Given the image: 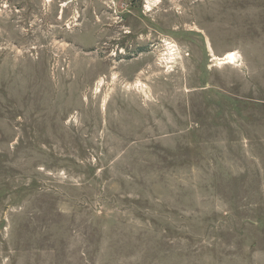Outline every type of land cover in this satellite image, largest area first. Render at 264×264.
Returning <instances> with one entry per match:
<instances>
[{
	"label": "rangeland",
	"instance_id": "obj_1",
	"mask_svg": "<svg viewBox=\"0 0 264 264\" xmlns=\"http://www.w3.org/2000/svg\"><path fill=\"white\" fill-rule=\"evenodd\" d=\"M147 2L0 0V264H264V0Z\"/></svg>",
	"mask_w": 264,
	"mask_h": 264
},
{
	"label": "bare ground",
	"instance_id": "obj_2",
	"mask_svg": "<svg viewBox=\"0 0 264 264\" xmlns=\"http://www.w3.org/2000/svg\"><path fill=\"white\" fill-rule=\"evenodd\" d=\"M148 2V10H150V5H149V1L150 0H147ZM174 55H176V53L173 52V49L172 47L170 46L169 43H166V48H165V52L162 53V59L164 61H167V63H170L172 62V60L174 59ZM214 59H217L216 61H219V63L221 64H232L235 60H236V52L234 51H227L225 53H223L221 56H217V57H214ZM142 83V82H141ZM139 79H136L134 81V83H130L133 87H137L139 88L140 85H141Z\"/></svg>",
	"mask_w": 264,
	"mask_h": 264
}]
</instances>
